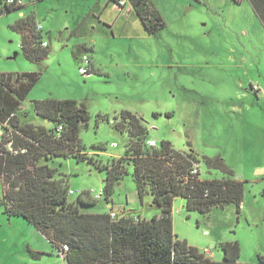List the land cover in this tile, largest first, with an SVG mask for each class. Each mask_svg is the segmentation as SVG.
Masks as SVG:
<instances>
[{
  "label": "rangeland",
  "instance_id": "374dc122",
  "mask_svg": "<svg viewBox=\"0 0 264 264\" xmlns=\"http://www.w3.org/2000/svg\"><path fill=\"white\" fill-rule=\"evenodd\" d=\"M21 1V7L0 13V74L39 73L21 102L19 119L53 129L52 121L36 114L33 100L71 98L89 113L79 129L83 152L102 163L125 154L128 134L112 125L122 110L140 116L156 144L169 140L178 150L221 157L232 176L244 181L239 210L228 202L202 213L177 196L170 213L173 232L200 251L210 250L214 260L222 259L221 243L237 241L240 262L264 264V25L249 1L152 0L165 21L152 34L133 9L119 13L102 1ZM99 8L100 18L92 14ZM30 13L48 42L49 54L38 61L24 56L20 36L9 26ZM73 50L87 54L98 72L89 64L90 72L82 73ZM48 164L56 178L78 191L70 199L82 191L97 195L94 204L80 205L83 212H126L145 219L160 212L150 194L138 197L131 164L109 202L98 194L105 173L93 163L61 155ZM197 165L201 179L228 175L202 160ZM33 229L0 205V264L34 263L28 246L42 252L40 264H65Z\"/></svg>",
  "mask_w": 264,
  "mask_h": 264
},
{
  "label": "trees",
  "instance_id": "16d2710c",
  "mask_svg": "<svg viewBox=\"0 0 264 264\" xmlns=\"http://www.w3.org/2000/svg\"><path fill=\"white\" fill-rule=\"evenodd\" d=\"M248 1L264 25V0ZM128 3L127 11L136 12L148 33H156L165 26L152 0H128ZM19 6L4 4L0 13ZM9 26L19 34V46L26 58L38 61L49 54L48 42L43 39L41 28L37 29L32 13L17 18ZM83 46L77 50L85 49ZM77 50L73 54L80 61L83 52L78 54ZM90 67L91 72H98L91 64ZM38 78L35 71L0 74V124L7 121L9 125L0 133V205L7 215L25 218L54 248L63 251L65 264H249L238 260L237 241L221 243L222 259L214 260L205 250L200 251L173 232L170 213L177 196L186 199L188 209L202 213L228 202H234L239 210L244 181L232 176L221 157L198 156L192 149L178 150L169 140L148 145L144 120L122 110L112 125L128 134L125 154L111 163H102L83 152L79 129L89 120L83 103L71 98L35 99L34 111L52 121L54 128L21 122L17 114L21 102ZM96 149L103 148L96 146ZM61 155L87 160L103 170L101 195L108 202L115 183L127 172L126 165L131 164L138 197L142 200L145 194H150L151 203L160 212L145 219L130 213L111 216L112 211H81L80 205L94 204L98 198L82 191L70 199L64 178H56V169L48 164L49 159ZM200 160L209 167L223 169L228 175L201 179L199 169L195 174L190 173ZM27 251L34 260L31 264H40L36 260L42 252L29 246Z\"/></svg>",
  "mask_w": 264,
  "mask_h": 264
},
{
  "label": "built area",
  "instance_id": "2783aa9c",
  "mask_svg": "<svg viewBox=\"0 0 264 264\" xmlns=\"http://www.w3.org/2000/svg\"><path fill=\"white\" fill-rule=\"evenodd\" d=\"M112 1L118 7V9L121 10V11L124 10V12H126L127 9L129 8L128 0H112ZM4 4L5 5H12V4L13 5H21L22 4V1L21 0H4ZM40 28H41V26L37 24V29H40ZM42 45L45 46L46 45V42L43 41L42 42ZM80 62L83 64V66H80V71L82 73H88L89 70L87 69V66L90 64V60H89L88 55L85 54V53H82L80 55ZM4 126H6V127L9 126L7 121L4 124L3 123L0 124V128L2 130H4V128H3ZM58 130H61V126H58ZM146 142H147L148 145H156V141L153 138H148L146 140ZM197 172H198L197 165L192 166V168L190 169V173L195 174ZM76 192H78V191L68 188V194L69 195H72V194H74ZM101 193H102V189L100 190V192L98 194L101 195ZM94 197L98 198L96 194H95ZM114 215H115V213L114 212H111V216H114ZM66 249H67V245L64 244L63 245V250L65 251ZM57 251H59L62 254V256H63V251L62 250H57ZM207 254H208V252H207Z\"/></svg>",
  "mask_w": 264,
  "mask_h": 264
},
{
  "label": "crops",
  "instance_id": "0c3cea01",
  "mask_svg": "<svg viewBox=\"0 0 264 264\" xmlns=\"http://www.w3.org/2000/svg\"><path fill=\"white\" fill-rule=\"evenodd\" d=\"M33 1H35V0H33ZM95 1H96L97 3L100 2V1H102V2L104 3L105 7H107L108 5H110V8H113L114 10L118 11L119 13H120V11H121V10L118 9V7H117V6L113 3V1H111V0H95ZM96 2H95V3H96ZM106 5H107V6H106ZM111 5H112V6H111ZM19 7H21V5H20ZM19 7H18V8H19ZM99 10H100V8H99ZM99 10H98V11H99ZM102 10H103V9H102ZM102 10H100L99 13H97V14H95V13H92V14H93V15H97V17L100 18V13H101ZM91 11H92V10H91ZM129 12H130V10L127 11V13H129ZM30 14H31V13H30ZM32 14H33V13H32ZM23 16H25V15H23ZM34 17H35V16H34ZM15 20H16V19H15ZM36 22H37V21H36ZM81 23H82V20L79 21L77 25L80 26ZM37 24H38V23H37ZM38 25H39V24H38ZM41 30H42V27H41ZM21 122H23V121H21ZM112 212L115 213V211H112ZM125 213H126V212H125ZM125 213H123V214H125ZM115 214H116V213H115ZM116 215H117V214H116ZM120 215H121V214H119V215H117V216H120ZM29 225L32 226L30 223H29ZM32 227L34 228L33 230H34L35 233L37 234L36 237L39 238V236L42 235V236H43L42 238H43L44 240H47V239L44 237V235H43L42 233H40V232H39L34 226H32ZM39 234H41V235H39ZM43 239H42V240H43ZM44 240H43V241H44ZM43 241H42V242H43ZM47 241H48V240H47ZM44 242H45V241H44ZM48 242H49V241H48ZM49 243H50V242H49ZM51 246H52V245H51ZM52 247H53V246H52ZM205 251L209 252V253H210L209 256L212 257V256H211V251H210V250H205ZM64 262H65V261H64Z\"/></svg>",
  "mask_w": 264,
  "mask_h": 264
},
{
  "label": "water",
  "instance_id": "95a60500",
  "mask_svg": "<svg viewBox=\"0 0 264 264\" xmlns=\"http://www.w3.org/2000/svg\"><path fill=\"white\" fill-rule=\"evenodd\" d=\"M128 8V7H127ZM129 11V10H128ZM125 13V12H124Z\"/></svg>",
  "mask_w": 264,
  "mask_h": 264
}]
</instances>
